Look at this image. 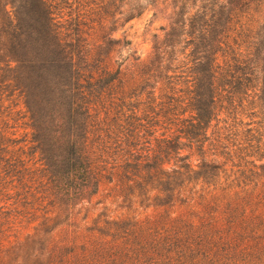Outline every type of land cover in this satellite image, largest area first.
Masks as SVG:
<instances>
[{"label": "trees", "instance_id": "trees-1", "mask_svg": "<svg viewBox=\"0 0 264 264\" xmlns=\"http://www.w3.org/2000/svg\"><path fill=\"white\" fill-rule=\"evenodd\" d=\"M169 5L127 68L103 20L0 0V264H264V0ZM244 101L242 142L209 133Z\"/></svg>", "mask_w": 264, "mask_h": 264}, {"label": "rangeland", "instance_id": "rangeland-1", "mask_svg": "<svg viewBox=\"0 0 264 264\" xmlns=\"http://www.w3.org/2000/svg\"><path fill=\"white\" fill-rule=\"evenodd\" d=\"M61 5V12L66 17H75L81 15L85 20V29L90 35L97 37L102 32L99 30V23L103 20L106 29L110 32V36L115 39H120V44L115 46L112 52V63L117 65L122 63V67L129 68L137 61H144L148 58L155 37L163 35L169 23L171 14L170 0H157L153 5H148L143 12L125 22H114L119 17L114 13L115 7L109 5L110 0H58ZM126 5L122 6V10L126 9ZM108 10V13L104 12ZM69 15V16H67ZM261 12L254 13L255 18H260ZM259 20V19H258ZM247 101H244L243 108L237 115L226 116L220 115L219 121H214L209 128L211 131H219L223 137L225 135L235 137L237 141L242 142L247 128L255 126L257 120L253 112L256 108L247 106ZM253 111V112H252ZM25 119H20L17 127V135H22L26 129L23 127ZM231 134V135H230ZM210 142V139H209ZM210 148V144H206ZM208 153H211L210 150ZM197 156L191 155L193 163L197 162Z\"/></svg>", "mask_w": 264, "mask_h": 264}]
</instances>
